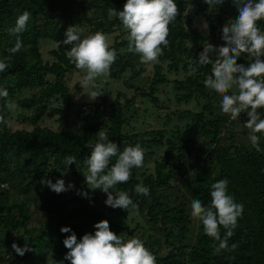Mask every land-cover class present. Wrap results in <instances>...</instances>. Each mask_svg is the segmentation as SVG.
<instances>
[{
	"label": "trees",
	"instance_id": "trees-1",
	"mask_svg": "<svg viewBox=\"0 0 264 264\" xmlns=\"http://www.w3.org/2000/svg\"><path fill=\"white\" fill-rule=\"evenodd\" d=\"M175 2L178 15L169 25V45L163 48L159 62L154 63L152 75H143L145 64L140 62L139 54L127 51V30L115 35L109 45L117 54L110 68V79H120L127 73L131 77L137 75L141 84L130 87H134L144 103L156 105L160 100L154 93L160 84L168 83L167 75L173 73L176 77L171 82L176 103L187 105L193 101L196 107V111L190 108L168 111L164 123L138 129L137 120L143 125L145 114H125L136 94L128 98L118 92L108 103L103 88L101 100L83 101L75 98L74 89L69 86L68 74L79 69L68 59L71 46L61 41L66 30L57 33L54 19H40L46 10L60 3L64 9L68 5L73 15L79 0H0V59L10 56L9 68L0 73V89L8 91L6 98L0 97V107L5 110L9 101H15L17 109H22L18 117L32 126L29 130H12L0 124V181L8 184L7 189H0V264H60L61 261L71 264L64 259L68 249L63 244L71 233H61V227L69 226L79 240L85 233L94 234V224L104 219L113 232L124 234L125 240L141 239L156 256L157 264H264V152L257 151L251 143L245 145L235 139V125L247 121L243 119L248 117L247 112L242 111L239 119H229V114L220 112L217 93L204 85L219 55L210 54L212 63L207 65H200L197 56L207 43L216 48L225 45L218 28L231 23L229 16L232 20L238 17L237 6L233 0H223L211 8L197 0ZM125 3L126 0H82L76 15L90 22L88 35L97 31L110 34L122 22L117 17H109L108 10L121 11ZM187 3L196 4L184 14ZM214 8L220 12H212ZM85 9L93 12L91 18ZM25 10L31 12V18L27 30L20 36L23 47L10 54L7 49L14 46L16 37L10 36L8 29ZM198 14L205 18L206 30L192 26L191 17ZM52 22L54 26H50ZM257 24L264 31V20ZM185 25L189 32L185 31ZM189 34L193 35L190 41ZM44 39H53L57 44L49 51L52 60L43 59L40 42ZM247 57L251 59L242 53L237 63L249 66L252 61ZM78 86L77 90L82 91ZM25 91L29 94L16 98ZM148 110L144 107L145 112ZM258 112L264 119V108ZM45 115L54 120L56 128L41 125ZM173 117L186 121L187 129L180 131L175 122L167 130L165 125ZM133 118L136 121L130 120ZM99 131L106 132L121 151L126 146L139 144L144 157L154 155L152 167L147 166L140 175H137L139 168L134 167L130 180L113 189L128 192L137 209L130 206L127 211L107 206L106 193L93 190L86 183L84 160L92 151L88 145L98 142ZM257 135L264 149V134ZM201 137L204 142L196 144ZM68 156H74L76 163L65 166L63 161ZM115 161L113 157L109 167ZM64 168L68 171L62 175ZM225 178L229 182L228 194L243 205V214L228 240L229 247L233 243L238 247L216 254L213 246L219 242L207 236L202 222L192 217L191 204L200 199L204 206H209L211 185ZM42 179H51L53 183L63 179L66 185L71 182L74 187L57 194L42 185ZM139 183L150 189V195L135 193ZM83 192L88 196L78 194ZM107 212L115 216L109 217ZM224 232L221 226L222 237ZM25 236L32 250L20 256L12 244L23 247Z\"/></svg>",
	"mask_w": 264,
	"mask_h": 264
},
{
	"label": "clouds",
	"instance_id": "clouds-1",
	"mask_svg": "<svg viewBox=\"0 0 264 264\" xmlns=\"http://www.w3.org/2000/svg\"><path fill=\"white\" fill-rule=\"evenodd\" d=\"M209 8L220 5L223 0H204ZM237 6L239 15L231 23L222 28L224 46L218 49L211 43L203 46L199 53L198 63L207 65L212 63L210 54L218 53L219 59L212 64V74L204 80V85L214 90L222 99L221 110L229 114L235 120L242 111L247 112L249 119L246 127L251 129L249 140L252 147L259 152H264L260 147V136L264 134V119H261L258 109L264 108V31L257 22L264 20V0H233ZM178 15V7L175 0H126L123 10L114 8L108 10L109 17H117L127 30V51L139 54L140 62L148 65L158 62L163 54V48L168 47L169 25ZM31 18V12L25 10L20 14L13 27L8 29L10 36L16 37L13 47L7 49L10 54H15L23 47L20 36L27 30ZM83 29L69 26L63 39L64 45H70L67 56L77 69L85 72L80 84L85 88L95 89L89 95L90 99H96L102 95L101 83L98 78H107L110 75L111 65L117 59L114 49H110L108 37L97 31L92 35L81 38ZM247 53L254 57V62L245 67L237 63V58ZM9 57L0 59V73L9 68ZM194 70V69H193ZM238 74V75H237ZM237 91H232L233 89ZM231 91V94L229 92ZM7 89H0V97H7ZM7 107L11 111L17 109V105L9 103ZM0 116V124L10 126ZM98 142L88 145L92 149L91 154L84 160L87 165L85 174L87 185L95 190L100 189L107 194L105 204L112 208H121L128 211L130 206L137 209L131 196L126 191L113 192V189L122 183H127L132 176V169L142 167L144 164V150L139 144L126 146L123 151L119 145L109 140L104 131H99ZM116 157L114 164L110 166L111 159ZM76 163L74 156H68L63 161L65 166ZM68 168L62 170L66 174ZM228 180L221 179L211 185V204L204 206L200 199H195L191 204V215L198 218L204 232L218 245H214V252L233 251L238 245L233 243L230 247L228 240L234 235L238 226V218L243 214V205L235 202L233 196L228 194ZM42 185H46L57 194L68 191L74 187L69 182L67 185L63 179H57L55 183L51 179H42ZM5 185L6 187H4ZM8 184L0 181V189L5 190ZM111 190V191H110ZM135 193L143 196L150 195V189L139 183L135 186ZM88 196V193H78ZM221 226L225 230L221 236ZM94 234L85 233L81 239H77L75 232L69 226H62L61 233H71L63 240L68 249L64 259L71 264H157L156 256L149 251L144 242L139 238L125 240L121 235L110 229L108 220L104 219L94 224ZM23 247L13 242L15 253L23 256L31 251L27 243V237ZM60 264H63L61 261Z\"/></svg>",
	"mask_w": 264,
	"mask_h": 264
},
{
	"label": "rangeland",
	"instance_id": "rangeland-1",
	"mask_svg": "<svg viewBox=\"0 0 264 264\" xmlns=\"http://www.w3.org/2000/svg\"><path fill=\"white\" fill-rule=\"evenodd\" d=\"M82 0H79V5L81 4ZM197 2L204 4V0H197ZM59 3V2H56ZM86 3V2H84ZM83 3V5H84ZM64 4V3H63ZM196 3H187V8L184 12V14L186 12H190L192 10V8L195 7ZM65 5V4H64ZM79 5H75L74 6V12L72 13L73 15H71L68 11V5H65V8H63L62 3L60 4H56L55 6L53 5V7L50 10H46L45 13L41 16L40 21H44L45 19H49L52 20L54 19V23L57 24V27H55V31L58 33L59 31L62 32L64 29L66 30L69 26H76L78 28L83 29L82 33H81V38L83 39L84 37L88 36L89 32H90V28H91V24L88 21V19H83L80 18L81 15H76V11H80V6ZM88 9H85V11H87ZM212 12L216 13V12H220L218 11L217 8H214L212 10ZM88 16L91 18V15L93 14V12L91 10L87 11ZM223 16L227 17L228 14L224 13L223 11ZM52 18V19H51ZM229 21H232V17H228ZM43 19V20H42ZM68 20V21H67ZM182 20H186V18H183ZM67 21V22H65ZM191 21H192V26L197 27L198 29H207V24L205 22V18L203 17L202 14H198L195 16L191 17ZM52 22V24H50V26H54L55 24ZM60 25H62V29L60 28ZM66 25V26H65ZM225 24H223L222 26H219V31L221 32V35H223L222 33V28ZM185 31L189 32V27L187 25H185ZM126 29H124L123 25H116L115 29L112 33L108 34V33H104L107 37H108V41H109V45L113 42V37L117 34H120L121 32L125 31ZM59 32V33H60ZM66 32V31H65ZM127 37V36H126ZM66 36L65 34L62 35L61 41L63 42V39H65ZM193 35L189 34L188 36V40H192ZM57 46L56 42L53 39H44L41 40L40 42V51L43 55V59L44 60H52L51 55L49 54L50 49L55 48ZM219 48V47H218ZM217 48V49H218ZM199 53H197V56H199ZM216 55H218V53H216ZM253 57H251V59L249 57H247L248 61H252L255 59H252ZM159 62V60H158ZM154 63L152 64H148V65H144V73L143 75H152V67H153ZM247 67V66H246ZM85 75L84 71H81L79 69V71L75 72V71H71L70 74H68V80H69V86L73 87L74 89V95L76 99L79 100H83V101H98L101 100L102 95L98 96L96 99H90L89 95L87 93H90L91 91H94V89L91 88H85L80 84V81L82 80L83 76ZM180 75H182V73H180ZM238 75V74H237ZM179 76V75H178ZM167 77L169 78L168 83H162L159 85L158 87V91L156 93H154L155 96H157V98H159L160 102H158V104L154 105L151 103H144V101H142L143 99L140 98L139 96H137L138 92L136 90H134V87H130V85L132 84L133 86L135 85H139L141 84V79L140 77H138L137 75L134 77H131L130 73L125 74V76H123L120 79H110L109 77L104 78V77H100L98 78V83H101L103 81V83H101V89L105 88V93H106V97L108 98V103L114 98V96L116 95V93L120 92L123 93L126 97L130 98L132 97L134 94H136V99L134 100V102L131 105V108L126 111L125 114H145V117L143 118L144 123L143 125L139 124V120H137L138 123H136L137 128L138 129H146L147 125H155L158 123H164V118H165V113L166 112H172L175 109H187L190 108L193 111H196V107H194V102H190L187 105L183 104V103H176L175 101V91L174 89H172V78L176 77L173 73H169L167 75ZM181 77V76H179ZM126 82V83H125ZM78 84H80L82 91L77 90ZM100 89V90H101ZM232 91H237V89H233ZM29 94V91H25L22 94H18L16 95V98H22L23 96H26ZM229 94H231V91L229 92ZM216 98L218 99V106L221 107L220 105V101L222 99V97L219 94H216ZM142 99V100H141ZM9 103H15V101H9ZM7 104V105H8ZM144 107H146V109H149L147 112L144 111ZM168 107V108H167ZM22 109H16L15 111H11L8 107L5 110H1L0 107V116H4L7 117L10 120V127L12 130L15 129H31V125L28 123H25L22 121V119H20L18 116L19 114H21ZM215 111H218L217 109H215ZM26 112V111H24ZM221 113L222 110H220ZM132 118V117H131ZM243 119L248 120L249 117H243ZM131 121H136V119H130ZM175 122H178V126L180 127V131H184L185 129H187L185 126L186 121H177L175 117L172 118V120H170L167 125H165V128L167 130L172 129L173 125ZM241 121L238 124L235 125V128L237 129L235 134V139L236 141L240 142L241 144H248L251 143L249 140V134L251 133V129L246 127V122ZM41 125H48V126H53L54 128L57 127V125L54 123V120L52 118L47 117L46 115L43 117V120L40 122ZM239 127H238V126ZM243 125L244 128H243ZM145 126V127H143ZM243 129H246L245 132H242ZM79 133H81V131H78ZM187 137L193 138L194 135H186ZM204 142V140L201 139L199 140V143L196 144H202ZM159 153H163V152H159ZM153 156H146L144 157V164L142 167H139V170H137V175H140V173L142 171H144L146 169L147 166L152 167V161H153ZM141 168V170H140ZM171 192V190H169ZM113 192L115 193V190H113ZM107 195V194H106ZM97 209H100L99 206H96ZM128 214V213H127ZM107 215L110 216H115L114 214L112 215L110 212H107ZM137 218V217H136ZM33 219V217H32ZM137 220V219H135ZM139 220V218H138ZM120 221V220H119ZM127 223H129V220L127 219ZM33 226V225H30ZM193 227L196 226V223H193L192 225ZM191 236H193V234H190ZM189 235V236H190ZM121 236L124 238V234H121ZM174 242V240H173Z\"/></svg>",
	"mask_w": 264,
	"mask_h": 264
},
{
	"label": "built area",
	"instance_id": "built-area-1",
	"mask_svg": "<svg viewBox=\"0 0 264 264\" xmlns=\"http://www.w3.org/2000/svg\"><path fill=\"white\" fill-rule=\"evenodd\" d=\"M241 113H240V115H239V117L237 119L241 118ZM229 119H231V116H229ZM3 186L6 187L5 185H3Z\"/></svg>",
	"mask_w": 264,
	"mask_h": 264
}]
</instances>
